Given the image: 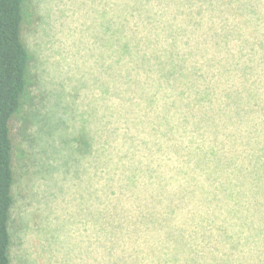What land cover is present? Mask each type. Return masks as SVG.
<instances>
[{"label": "clouds", "instance_id": "obj_1", "mask_svg": "<svg viewBox=\"0 0 264 264\" xmlns=\"http://www.w3.org/2000/svg\"><path fill=\"white\" fill-rule=\"evenodd\" d=\"M19 53L0 264H264V0H2Z\"/></svg>", "mask_w": 264, "mask_h": 264}, {"label": "trees", "instance_id": "obj_2", "mask_svg": "<svg viewBox=\"0 0 264 264\" xmlns=\"http://www.w3.org/2000/svg\"><path fill=\"white\" fill-rule=\"evenodd\" d=\"M7 31L6 25L0 19V151L3 150L12 131L10 109L13 103V84L18 78L20 59L13 41L10 37H6ZM0 215H4L2 200H0Z\"/></svg>", "mask_w": 264, "mask_h": 264}]
</instances>
